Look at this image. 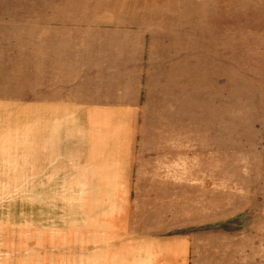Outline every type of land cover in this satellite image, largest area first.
<instances>
[{
    "label": "rangeland",
    "instance_id": "374dc122",
    "mask_svg": "<svg viewBox=\"0 0 264 264\" xmlns=\"http://www.w3.org/2000/svg\"><path fill=\"white\" fill-rule=\"evenodd\" d=\"M0 264H264V0H0Z\"/></svg>",
    "mask_w": 264,
    "mask_h": 264
}]
</instances>
